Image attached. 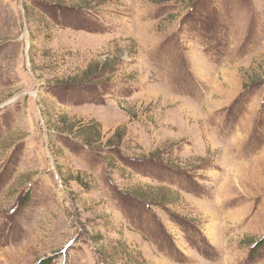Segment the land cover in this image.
<instances>
[{"label": "rangeland", "instance_id": "374dc122", "mask_svg": "<svg viewBox=\"0 0 264 264\" xmlns=\"http://www.w3.org/2000/svg\"><path fill=\"white\" fill-rule=\"evenodd\" d=\"M0 264H264V0H0Z\"/></svg>", "mask_w": 264, "mask_h": 264}]
</instances>
